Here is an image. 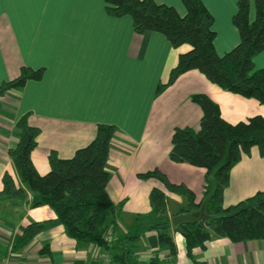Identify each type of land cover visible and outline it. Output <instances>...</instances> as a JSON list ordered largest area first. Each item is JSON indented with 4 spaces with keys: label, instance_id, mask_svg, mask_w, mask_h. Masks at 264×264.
<instances>
[{
    "label": "crops",
    "instance_id": "crops-1",
    "mask_svg": "<svg viewBox=\"0 0 264 264\" xmlns=\"http://www.w3.org/2000/svg\"><path fill=\"white\" fill-rule=\"evenodd\" d=\"M155 1L175 7L180 15L187 13L183 0ZM202 1L214 17L215 49L224 55L241 40L233 22L238 0ZM106 7V0H0V85L15 78L22 66L45 68L41 79L0 96V264H96L106 252L95 243H79L69 236L53 208L32 206L30 191L23 202L1 194L6 172L20 182L9 149L19 139L16 124L27 113L29 121L41 128L32 152L41 175L51 169L52 149L61 157H72L94 139L99 123L117 126L108 163V191L121 205L112 250L123 249L128 244L122 241L124 237L137 230L141 237L131 248L140 264L155 256H170L168 247H160L158 231L145 228L156 219L150 193L158 187L168 196L177 246L176 255L165 264H264V239L233 241L221 236H214L205 248H194L197 262L192 260L185 237L174 230L172 222L185 198L169 191L161 180L139 175L160 168L171 181L187 184L197 201L203 200L207 170L170 159L174 128L200 125L202 109L192 95L209 94L233 123L264 116V104L222 89L197 69L185 72L157 95L159 83L168 79L180 54L191 46L175 48L157 31L138 34L131 15L115 17ZM256 14L252 0L251 22ZM254 63L264 69V51L255 56ZM259 190H264V157L253 147L231 170L225 205ZM32 222L46 226L24 247L13 249L16 235Z\"/></svg>",
    "mask_w": 264,
    "mask_h": 264
},
{
    "label": "trees",
    "instance_id": "trees-1",
    "mask_svg": "<svg viewBox=\"0 0 264 264\" xmlns=\"http://www.w3.org/2000/svg\"><path fill=\"white\" fill-rule=\"evenodd\" d=\"M252 0H238L233 22L240 32L237 46L224 55L215 49L216 32L214 17L202 0H183L187 13L180 15L175 7L155 0H106L107 12L115 17L131 15L134 30L138 34L157 31L164 34L177 48L188 44L191 48L180 54L178 63L161 81L156 94H162L185 72L197 69L222 89L246 97L256 98L264 104V69L256 68L254 58L264 51V0H253L256 18L249 19ZM45 68L22 66L19 74L0 85V96L13 89H22L32 79H41ZM192 100L202 109L199 127L177 126L172 135L170 159L186 162L207 170L205 197L197 201L196 193L185 183L173 182L160 168L139 173L142 178L155 177L166 188L182 195L186 203L178 211L193 212L208 201L207 218L196 223L183 222L174 230L186 240L188 256L197 262L194 248L208 246L214 236L229 237L233 241L264 239V190L225 205V189L231 182V170L244 155H250L257 147L264 157V116L257 114L233 123L227 120L219 104L206 93L192 95ZM19 139L9 149L20 182L6 172L3 176L1 194L9 199L23 202L32 193V206L49 205L57 213L69 236L79 243L91 242L101 246L112 257V264H140L133 258V241L141 237L140 231L127 234L122 241L128 242L123 249L112 250V240L107 239L108 230L118 229L117 218L121 205L116 204L108 191V169L113 139L118 130L110 123H99L94 139L79 148L72 157H61L57 150L49 153L50 171L41 175L32 160V152L38 144L41 128L29 121L24 114L17 122ZM155 221L146 230H157L161 248L168 247L170 256L153 257L147 264H165L177 253L168 214L166 192L154 187L150 193ZM46 226L45 222H32L16 235L13 249L24 247Z\"/></svg>",
    "mask_w": 264,
    "mask_h": 264
},
{
    "label": "water",
    "instance_id": "water-1",
    "mask_svg": "<svg viewBox=\"0 0 264 264\" xmlns=\"http://www.w3.org/2000/svg\"><path fill=\"white\" fill-rule=\"evenodd\" d=\"M207 203L208 201H205L201 205V208L199 210L189 212V213H182V214L174 216L172 219L173 224L178 225L183 222L196 223L200 220L206 219L208 217L205 212Z\"/></svg>",
    "mask_w": 264,
    "mask_h": 264
},
{
    "label": "built area",
    "instance_id": "built-area-1",
    "mask_svg": "<svg viewBox=\"0 0 264 264\" xmlns=\"http://www.w3.org/2000/svg\"><path fill=\"white\" fill-rule=\"evenodd\" d=\"M107 239L112 240L114 238V233L111 229L108 230ZM96 264H112V257L109 253H104L99 256Z\"/></svg>",
    "mask_w": 264,
    "mask_h": 264
}]
</instances>
